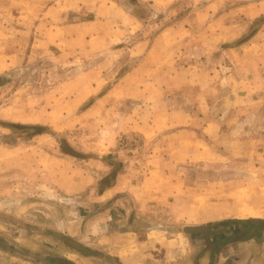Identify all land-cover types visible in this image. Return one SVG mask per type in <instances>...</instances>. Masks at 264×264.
<instances>
[{
  "label": "crops",
  "instance_id": "crops-1",
  "mask_svg": "<svg viewBox=\"0 0 264 264\" xmlns=\"http://www.w3.org/2000/svg\"><path fill=\"white\" fill-rule=\"evenodd\" d=\"M16 1L11 0L9 5L13 6ZM188 1L198 5L197 8L177 18L175 22L165 25L151 40L138 39V36H135L142 28L140 17L128 12L115 0L95 2L75 0L78 2L76 5L73 0H51L47 3L31 0L27 2V6L16 7L15 14L22 26V29L15 30L17 34L14 35L17 37L19 52L21 41L27 39L28 46L33 34L35 40L39 36L49 46L61 52L67 50L92 55L108 50L117 55L128 48L130 55L135 57L134 64L129 66L122 77L113 81L114 85L106 91L100 90L109 82L110 76L105 75V72L94 75V72L100 73V66H105L108 60L96 62L91 67L93 69L84 70L85 73L77 77L79 100L98 95L95 102L85 108L82 114L85 112L93 117L103 116L101 110L104 109L106 114V108H111L114 96H119V99L133 100L134 103L133 107L123 110L120 121L123 128L142 132L148 138L153 136L166 138L162 143H142L136 147L119 146V143H93L100 151L104 149V152L114 153L113 157L120 160V165L118 169L114 168V171L116 170L114 179L103 186L105 184L103 180L109 176L107 174L110 166L107 162L93 157L102 168H108L93 176L98 186L88 203L93 209L87 215L83 209L79 211L80 213L77 211L75 218L73 215H64V211L59 210L52 231L59 247L67 243L64 238L66 236L87 245L89 241H93L91 243L93 247L104 251L103 254L106 255L104 258L109 257L117 264H264V226L257 222V219L261 222L264 217L260 215L218 217L213 220L214 223L193 225L202 226L198 230H190L188 227L189 235L178 229L171 230L170 225L158 224L154 221V215L149 213L151 210H148L150 206L171 204L174 207L175 200H178L186 190L181 165L189 164L195 159L210 157L208 143L196 138L190 131L197 117L205 119L203 130L210 136L212 128H219L218 123H221V118L217 121L207 117L212 115L210 113L213 106L210 91L205 88L202 90L203 86L195 90L197 95L182 92L183 100L191 110L190 112L181 110L179 106L185 107V104L180 102L178 90L183 88L182 84H187L186 88L194 87L190 81L195 83L196 80L187 81L179 79L177 74L168 73L170 70L173 73L177 72L181 66H178V61L182 56H187L189 48L203 51L198 57L201 58V64L203 58H206L207 62H212L213 53L218 49V45L234 38L233 33L228 31L229 28L240 25L244 18L253 19L264 14V0ZM155 2L163 8L171 1ZM80 10L92 12L81 13ZM72 16L74 19L68 18ZM263 28L264 24L256 35H259ZM20 30L27 35L22 36ZM131 39L133 40L128 43ZM247 48L253 54H262L264 40L251 45L245 43L230 47L229 50L236 53L244 50V56L248 59ZM224 51L222 50L217 57L223 56ZM3 55L0 53V58ZM191 57H194V54H191ZM198 58L194 57L191 62L185 60L182 66L193 67L196 70ZM248 61L245 59L244 69L247 68ZM83 62L84 59L76 64L82 66ZM224 67L223 63L219 62L213 70L215 73L219 72L231 92L233 90L236 93L225 98L236 101L237 105L239 94H244V85L253 86L254 76L247 74L242 77L236 70L223 71ZM238 68L241 69V66ZM209 78L210 75L200 81L208 87L209 81L206 83L205 81ZM197 82L199 83V80ZM195 98L198 100L191 105L190 101ZM233 101L227 100L226 104L232 106ZM1 108V112H4V108ZM186 131L191 135L182 138L181 134ZM23 150L20 147L0 149V212H11L18 216L13 217L14 220L11 221L16 223L18 228L11 244H17L16 242L26 244L32 253L25 255L13 247L12 250L2 247L0 249L6 252L0 255V264H66L60 262V258L74 261V257L66 255V251L39 253L41 250L37 249V242L30 240V237L43 232L37 231L36 229L40 227L33 225L29 220L31 215L35 216L39 212L32 209V206L39 204L38 200L44 201V197L36 201L35 196H53L60 199L81 194V190L86 188L83 183L87 177L83 176L80 181L73 182H68V179L77 174L84 175V169L77 165L72 168L75 161L66 156H55L54 159L40 157L30 162L25 160ZM136 153L138 157L135 156V160H139L138 164L129 160ZM63 164L71 166V169L62 168ZM99 181L103 184L101 188ZM40 211L45 213L46 209ZM22 213L30 215L28 221L21 217ZM8 218V215L0 214V230L4 232L8 230L6 221L12 219ZM224 219H253L254 221L249 222L252 225L249 226L257 229L249 227L250 234L245 236L243 229L245 224L235 225L236 222H226L220 223L219 226L215 223ZM228 225L232 228L230 235ZM220 227L225 228L226 233L216 235ZM22 230L26 234H21ZM197 234L202 236L197 237ZM200 238L204 239L203 242ZM49 239L45 237L44 240L50 242ZM198 247L199 249H196ZM196 250H201L198 252L200 255H197ZM84 255L89 257L88 254H82ZM51 257L53 260H50ZM74 262L81 264L77 260Z\"/></svg>",
  "mask_w": 264,
  "mask_h": 264
},
{
  "label": "rangeland",
  "instance_id": "rangeland-1",
  "mask_svg": "<svg viewBox=\"0 0 264 264\" xmlns=\"http://www.w3.org/2000/svg\"><path fill=\"white\" fill-rule=\"evenodd\" d=\"M29 1L31 2V0H17L11 6L9 5L11 0H0V53L4 54L0 58V64H2L0 65V149L1 147L23 148L25 160L30 162H34L40 157L53 159L55 156L70 157L75 161L72 168H75L76 165L82 167L84 175H74L68 179V182L80 181L83 176L87 179L83 183L86 188L81 190V194L65 196L60 199L53 196H35L36 201L44 197V201L38 200L39 204L32 206V209L39 210V212L35 216L22 213L21 217L28 221L30 216L31 220L29 221L40 227L36 230L43 232L30 237V240L37 242V249L41 250L39 253L66 251V255L74 257V261L77 260L81 264H117L109 257L104 258L106 256L103 254L104 251L93 247L91 244L93 241H89L88 245L83 243L96 250V253L89 254V257L82 256L70 245L65 244L59 247V243L52 234L53 227H55L54 219L59 215L61 209L62 212L64 211V215H73L74 218L75 213L82 209L86 215L92 211L93 207L88 203L93 196V191L98 187L93 176H96L97 172L105 171L103 169H108L102 168V165L97 163L93 157L109 164L108 182L114 179L116 173L114 166L118 169L119 165H113V163L120 160L114 158L112 152H104V149L100 151L93 143H119V146L136 147L142 143H162V141H166V138L163 136L148 138L142 132L121 126L123 110L133 107V100L119 99V96H114L111 108H106V114L104 109L101 110L104 113L103 116L93 117L85 112L82 114L85 108L95 102L98 95L90 96L83 101L79 100L77 77L83 75L84 70L93 69L91 67L96 62L108 60L109 62L105 66H100V73L94 72V75L105 72V75L110 76L109 82H106L100 90L101 92L106 91L114 85L113 81L122 77L129 66L134 64L135 57L130 55L128 48L117 55L108 50L92 55L90 53L85 55L76 51L67 52V50L61 52L57 48L49 46L39 36L35 40V34H33L34 36H32L28 46L27 39L23 40L24 42L21 41V51L19 52V45L16 44L17 37L14 35L17 34L15 30L22 29V26L19 24L15 12L17 6H27ZM38 1L47 3L51 0ZM73 1L75 2V0ZM91 1L95 2V0ZM115 1L125 7L128 12L140 17L139 21L142 28L138 30L135 36H138V39L150 40L165 25L175 22L178 20L177 18L184 16L198 6L188 0H168L171 2L169 4L167 2L163 8L156 4V0ZM76 4L78 2H75L74 5ZM4 5H8V7H4ZM91 6L93 7L92 3ZM84 11L86 13L92 12V10H80L81 13ZM68 18H73V16ZM263 18L264 14L253 19L244 18L240 21V25L229 28L228 31L233 33L234 38L218 45V49L213 53L212 62H207L205 61L206 58H203L201 64V58L198 57L202 55L203 51L189 48L187 56H182L178 61V66H181L177 72L173 73L170 70L168 73V75L170 73L179 75V79L196 80L195 83L190 81L194 87L186 88L187 84H182L184 85L183 88L178 90L181 103H186L183 100V91L186 94L189 92L197 95L196 89H201L202 86V90L204 88L205 90L209 89L213 107L210 113L212 115L207 117L217 121L221 118V123L218 124L222 130L220 127L212 128V136L206 134L203 130L205 119L202 117H197L195 124L190 127L191 133L196 138L208 143L210 157L195 159L189 164L181 165V175L185 178L186 190L179 196L178 200H175L174 207L168 204L148 208L151 210L149 213L154 215V221L158 224L170 225L171 230L178 229L190 235L187 231L188 227L209 222L214 223L213 220L218 217L251 215L264 217V52L253 54L247 48L246 55L252 62L250 64L244 56V50H239L240 52L237 53L229 50L230 47L245 43L251 45L264 40V28L261 29L259 35H256L264 24V20L261 21ZM20 33L22 36L27 35L23 34L22 30ZM132 40H129L128 43ZM222 50H225L223 56L217 57ZM191 54H194V57L198 58L199 61L196 63L198 66L196 70L193 67L185 68L182 66L185 60H189L188 62L194 60ZM82 59H84L82 66L76 64L80 63ZM245 59L248 61V66L244 69ZM240 61L241 64H239ZM219 62L225 66L223 71L236 70L242 77L247 74L254 76L253 86L244 85V94H239L237 105H235L236 101L225 98L231 94L236 95V93L233 90L231 92L229 86L221 79V74L219 75V72L215 73L213 70ZM8 64L9 66H7ZM239 65L241 69L238 68ZM209 75L210 78L205 81V83L209 81L207 87V84L201 82L200 79L203 81V78ZM72 80L73 82H71ZM241 98L244 99L241 100ZM196 100L198 98L192 99L191 105ZM227 100L233 101L232 106L226 104ZM1 107L4 108V112H1ZM179 108L187 112L191 110V107L189 109L186 104L185 107L181 105ZM11 123H15L17 126H12ZM191 133L186 131L181 136L187 138ZM64 146L71 147L78 155L65 151ZM133 156L129 160L138 164L139 160H135L137 153ZM61 167L71 169V166L64 164ZM92 179L93 181H91ZM107 183L103 185L99 181V188ZM73 187L75 188V184ZM40 209H46V212L43 213ZM0 214L12 218H8L10 221H6L8 230H5L6 232L0 230V233H3V236L0 234V248L11 249L13 247L23 254L32 253L31 248L29 250L26 244H19L18 242L11 244L12 241L14 242L12 237L18 229L16 223L11 221L14 220L13 217L18 216L11 212H0ZM234 224L236 225L237 222ZM218 225L220 226V224ZM230 227L228 225L229 235L232 233ZM224 230L225 228L220 227L216 235L225 234ZM21 234L26 233L23 231ZM201 236V234H197V237ZM45 237L52 238V240L46 241L44 240ZM200 240L203 242L204 239L200 238ZM196 251L197 255H200L198 252L201 250ZM4 252L6 251L0 249V255Z\"/></svg>",
  "mask_w": 264,
  "mask_h": 264
},
{
  "label": "trees",
  "instance_id": "trees-1",
  "mask_svg": "<svg viewBox=\"0 0 264 264\" xmlns=\"http://www.w3.org/2000/svg\"><path fill=\"white\" fill-rule=\"evenodd\" d=\"M264 20V18L263 19H261V21H263ZM11 125L12 126H17V124H15V123H11ZM20 126V125H19ZM120 165V162L118 161L117 163L116 162H114L113 163V165ZM114 168H115V166H114ZM109 177V176H108ZM108 177L107 178H105L103 181H105V182H103V183H107L108 182ZM109 183V182H108ZM107 183V184H108ZM253 219H224V220H220V221H216L215 223H218V224H220V223H226V222H237V223H249L250 221H252ZM258 220V219H257ZM254 221V220H253ZM260 221V220H259ZM258 222V221H257ZM253 227V226H252ZM251 227V228H252ZM253 229L254 230H256L257 228L256 227H253ZM253 230V231H254ZM250 233H248V230L247 231H245V236H247V235H249ZM65 238V241L67 242L66 243V245H70L72 248H74V250H76V251H78L79 253H81V254H92V253H96V250H94V249H91V247H88V246H86V245H84V244H82V243H80V242H78V241H76L75 239H73V238H70L69 236H66V237H64ZM25 255H28V254H25ZM53 257V256H52ZM52 257L50 258V260H53L52 259ZM60 262H66V264H76L74 261H72V260H70V259H65V258H60Z\"/></svg>",
  "mask_w": 264,
  "mask_h": 264
},
{
  "label": "water",
  "instance_id": "water-1",
  "mask_svg": "<svg viewBox=\"0 0 264 264\" xmlns=\"http://www.w3.org/2000/svg\"><path fill=\"white\" fill-rule=\"evenodd\" d=\"M64 149H65V151H67L69 153H72L74 155H78V153L76 151H74L71 147L64 146ZM260 224L262 226H264V219L261 220ZM200 228H202V226H191V227H189L190 230H198Z\"/></svg>",
  "mask_w": 264,
  "mask_h": 264
},
{
  "label": "flooded vegetation",
  "instance_id": "flooded-vegetation-1",
  "mask_svg": "<svg viewBox=\"0 0 264 264\" xmlns=\"http://www.w3.org/2000/svg\"><path fill=\"white\" fill-rule=\"evenodd\" d=\"M259 223H260V221H258V224H259ZM241 224H245V225H244V228H243L244 231H247V230L249 229V227L252 225V223H248V224H247V223H241ZM249 224H250V226H249ZM241 228H242V227H241ZM250 228H251V227H250ZM249 230H250V229H249Z\"/></svg>",
  "mask_w": 264,
  "mask_h": 264
}]
</instances>
